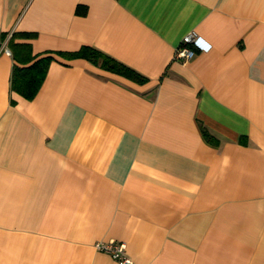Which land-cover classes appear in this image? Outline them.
<instances>
[{"label":"crops","instance_id":"obj_1","mask_svg":"<svg viewBox=\"0 0 264 264\" xmlns=\"http://www.w3.org/2000/svg\"><path fill=\"white\" fill-rule=\"evenodd\" d=\"M0 31V264H126L110 239L129 264H264V0H0ZM12 32L54 57L31 99ZM192 32L209 48L176 59ZM83 45L145 79L56 53Z\"/></svg>","mask_w":264,"mask_h":264},{"label":"trees","instance_id":"obj_2","mask_svg":"<svg viewBox=\"0 0 264 264\" xmlns=\"http://www.w3.org/2000/svg\"><path fill=\"white\" fill-rule=\"evenodd\" d=\"M6 35V32L0 31V41ZM33 36L34 34L29 32H12L7 39V48L14 60L10 88L25 99H31L35 96L45 78L50 62L54 59L49 52L33 54L29 42L16 41V38H31ZM56 53L65 58L82 57L88 59L106 70L134 81L140 82L145 79L137 71L89 45H83L75 51H56ZM201 131L206 139L213 140L212 135L204 127Z\"/></svg>","mask_w":264,"mask_h":264},{"label":"built area","instance_id":"obj_3","mask_svg":"<svg viewBox=\"0 0 264 264\" xmlns=\"http://www.w3.org/2000/svg\"><path fill=\"white\" fill-rule=\"evenodd\" d=\"M208 48L209 46L204 44L203 40L192 32L186 35L177 46L175 58L187 60L195 54L196 49L206 50ZM4 50L6 53H10L7 47H5ZM94 246L97 250L106 253L123 263H131V259L125 253V243L123 241H116L114 239L98 241Z\"/></svg>","mask_w":264,"mask_h":264}]
</instances>
